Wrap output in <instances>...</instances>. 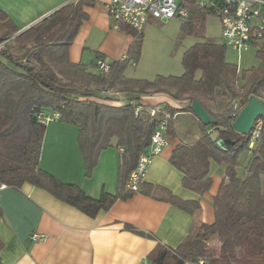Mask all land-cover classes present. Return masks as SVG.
I'll list each match as a JSON object with an SVG mask.
<instances>
[{
  "label": "trees",
  "instance_id": "obj_1",
  "mask_svg": "<svg viewBox=\"0 0 264 264\" xmlns=\"http://www.w3.org/2000/svg\"><path fill=\"white\" fill-rule=\"evenodd\" d=\"M177 2L188 12L181 22V37H203L207 15L215 14L213 8L205 0ZM94 3L69 0L24 31L0 10V183L16 189L30 183L96 217L118 199L133 196L134 192L126 188L129 175L148 151L163 113L170 115L167 135L174 136L173 116L185 111L195 116L191 104L197 101L217 123L205 126L198 120L199 139L191 144L179 143L170 162L183 174V187L199 195L212 187V163L224 167L213 197L215 220L194 228L179 246L158 243L146 262L264 264V124L257 138L232 128L250 96L264 100V42L257 50L259 65L249 70L240 71L238 65L227 60L225 44L202 41L184 52L182 75L129 78L125 71L139 61L144 34L116 21L115 25L134 40L127 56L111 62V72L104 76L69 60V48L88 19L85 8ZM112 89L114 96H106ZM154 94L168 95L180 106H157V117L146 112L135 116V107L142 104L143 97ZM40 112H58L57 120L77 127L88 177L101 151L113 145L122 149L116 194L104 192L92 198L78 185L65 183L41 169L47 125L40 121ZM219 140L225 142L226 149L217 144ZM150 187L191 215L200 207L199 201L183 200L167 189ZM126 228L144 234L134 226ZM211 239L216 241L215 246L210 245ZM2 249L0 241V252Z\"/></svg>",
  "mask_w": 264,
  "mask_h": 264
},
{
  "label": "crops",
  "instance_id": "obj_2",
  "mask_svg": "<svg viewBox=\"0 0 264 264\" xmlns=\"http://www.w3.org/2000/svg\"><path fill=\"white\" fill-rule=\"evenodd\" d=\"M68 1L0 0V10L23 31ZM94 1V5L85 8L88 19L69 48V60L98 73L96 61L102 58L111 63L124 59L134 37L121 31L110 18L107 8L110 0ZM181 22L175 17L165 21L150 18L143 29L144 38L151 36L160 45L167 41L169 47L181 46L187 37L180 35ZM132 65L137 71L139 61ZM125 75L136 78L126 72ZM141 103L146 107L180 106L165 94L145 96ZM173 122L176 134L169 136L168 146L149 166L141 189L128 199H118L96 217L84 214L30 183L23 184L21 189L2 186L0 241L3 249L0 256L3 264H142L158 243L179 246L194 228L202 223L212 224L215 220L213 197L223 179L224 167L212 163L213 184L203 195L183 187V174L171 164L170 158L179 143L191 144L199 139L200 125L197 117L186 111L175 114ZM46 125L41 169L65 183L78 185L92 198H99L104 192L117 193L122 149L113 145L101 151L88 177L77 127L57 119ZM150 186L167 189L183 200L199 201L200 207L191 215L164 200L156 188ZM126 225L144 234L128 230ZM35 233L45 235L46 240H33Z\"/></svg>",
  "mask_w": 264,
  "mask_h": 264
},
{
  "label": "built area",
  "instance_id": "obj_3",
  "mask_svg": "<svg viewBox=\"0 0 264 264\" xmlns=\"http://www.w3.org/2000/svg\"><path fill=\"white\" fill-rule=\"evenodd\" d=\"M212 7L216 16L221 21V37L227 47L237 53L248 51L250 48L260 49L264 42V0H205ZM108 13L113 22L121 21L138 32H142L148 20L154 18L160 21L174 17L186 18L188 12L178 5L177 0H110L107 4ZM37 23V22H36ZM96 69L99 74L107 76L111 72L110 63L99 58L96 61ZM146 112L151 117H157L159 107H146L142 104L135 107V116H141ZM58 112L46 115L40 112L39 119L47 124L57 119ZM170 115L163 113V120L151 137L148 151L143 153L135 169L130 173L126 188L131 192H138L141 184L145 181L149 166L156 156L169 144V136L166 128ZM264 122L258 119L252 132L253 138L260 135ZM253 144V143H252ZM251 144V145H252ZM4 186L0 183V188ZM43 234H33L35 241H44ZM142 264H148L146 261ZM198 264H203L200 261Z\"/></svg>",
  "mask_w": 264,
  "mask_h": 264
},
{
  "label": "rangeland",
  "instance_id": "obj_4",
  "mask_svg": "<svg viewBox=\"0 0 264 264\" xmlns=\"http://www.w3.org/2000/svg\"><path fill=\"white\" fill-rule=\"evenodd\" d=\"M176 20L182 21L183 18L175 17ZM205 35L203 37L187 36L184 43L181 46L172 45L168 46L167 41L162 44H158L157 40L151 36H148L144 40V45L139 60L138 69L130 64L126 69V74L131 77H143L145 79H153L159 75H175L179 76L183 74L182 57L185 47H191L192 44L202 41H213L218 43H224L221 37V21L215 14L207 15L205 22ZM24 31V30H23ZM163 36V35H162ZM171 50H167V49ZM188 49V48H187ZM169 51V52H166ZM227 60L233 64L238 65L240 71L249 70L259 65L257 58V50L250 48L248 51L237 53L230 47H227L226 56ZM136 71V72H135ZM138 73V74H136ZM115 90H110L109 93H105L106 96H114ZM104 95V94H103ZM118 96L117 94H115ZM127 98L126 95L123 96ZM240 170V169H239ZM211 246L216 245V241L211 239Z\"/></svg>",
  "mask_w": 264,
  "mask_h": 264
},
{
  "label": "water",
  "instance_id": "obj_5",
  "mask_svg": "<svg viewBox=\"0 0 264 264\" xmlns=\"http://www.w3.org/2000/svg\"><path fill=\"white\" fill-rule=\"evenodd\" d=\"M191 110L202 125H216V119L197 101L192 102ZM258 119H262L264 122V100L257 96H250L248 103L241 109V112L232 123V128L244 135L251 134ZM217 144L222 149H226L223 140H219Z\"/></svg>",
  "mask_w": 264,
  "mask_h": 264
}]
</instances>
